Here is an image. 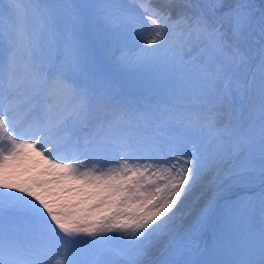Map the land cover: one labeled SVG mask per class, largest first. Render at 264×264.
<instances>
[{"label":"snow or ice","instance_id":"snow-or-ice-1","mask_svg":"<svg viewBox=\"0 0 264 264\" xmlns=\"http://www.w3.org/2000/svg\"><path fill=\"white\" fill-rule=\"evenodd\" d=\"M0 264H264V0H0Z\"/></svg>","mask_w":264,"mask_h":264}]
</instances>
